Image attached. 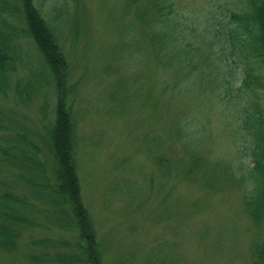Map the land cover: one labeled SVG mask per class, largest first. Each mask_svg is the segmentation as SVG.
Returning a JSON list of instances; mask_svg holds the SVG:
<instances>
[{"label": "trees", "instance_id": "1", "mask_svg": "<svg viewBox=\"0 0 264 264\" xmlns=\"http://www.w3.org/2000/svg\"><path fill=\"white\" fill-rule=\"evenodd\" d=\"M73 1L51 0L46 16L38 0H0V97L39 105L43 144L53 159L43 161L42 146L0 117V251L20 253L29 264H127V257L107 261L110 243L99 237L83 199L77 83L66 49L87 28L81 0ZM123 2L126 26L136 25L160 71L152 83L154 131L143 136L147 158L162 176L196 183L208 195L239 191L255 227L248 264H264V0H200L197 12L180 8V0ZM109 88L119 91L120 80ZM165 94L167 124L158 116ZM107 96L113 105V95ZM214 118L233 157L213 153ZM51 228L70 236L30 235L21 245L26 232ZM143 261L174 263L163 244Z\"/></svg>", "mask_w": 264, "mask_h": 264}, {"label": "rangeland", "instance_id": "2", "mask_svg": "<svg viewBox=\"0 0 264 264\" xmlns=\"http://www.w3.org/2000/svg\"><path fill=\"white\" fill-rule=\"evenodd\" d=\"M199 1L180 0V8L197 12ZM38 2L47 16L51 0ZM77 6L85 12L82 23L86 34L76 45L67 46L68 35L61 41L73 66L71 82L77 83L74 106L79 121L77 162L83 199L99 237L110 243L107 261L127 257V264H145L146 253L163 244L173 257L172 264H248V245L255 227L240 205V192L208 195L196 183L162 176L145 154L143 136L154 131L158 110L150 106L156 93L152 83L160 71L150 61L148 42L137 34L136 25L126 26L130 15L123 0H81ZM115 78L121 82L119 91L109 88ZM107 94L113 95V105ZM163 96L158 116L163 114L167 124L168 100ZM140 102L149 107L143 109ZM181 102L176 107H181ZM40 116L38 104L23 107L12 97H0V117L9 126L27 132L42 146L43 161L50 163L52 154L43 144ZM211 133L214 155L233 157L234 147L217 118ZM165 139L171 143L169 137ZM59 234L56 228L28 231L21 245L30 235ZM0 264L29 263L20 253L0 251Z\"/></svg>", "mask_w": 264, "mask_h": 264}]
</instances>
